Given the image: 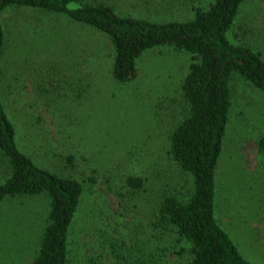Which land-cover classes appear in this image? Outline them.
Here are the masks:
<instances>
[{
  "label": "rangeland",
  "instance_id": "374dc122",
  "mask_svg": "<svg viewBox=\"0 0 264 264\" xmlns=\"http://www.w3.org/2000/svg\"><path fill=\"white\" fill-rule=\"evenodd\" d=\"M93 1L106 2L121 14L166 21L188 19L193 5L208 0ZM2 21L6 51L0 96L16 127V142L18 136L19 144L39 164L56 172L96 177L71 227L69 264H88L90 256L109 263L108 242L122 247V240L128 245L135 242L153 264H187L188 256L178 253L172 234L148 227V210L163 190L178 192L189 185V178L168 155V134L180 116V87L190 54L169 46L148 49L137 60L135 79L120 83L109 71L110 40L99 31L21 8L5 10ZM229 39L264 58V0L242 1ZM39 60L43 72L55 73V66L68 76L60 88L63 94L48 85L44 104L34 100L32 85L25 80L31 74L27 64L35 66ZM260 134L264 91L234 76L215 168V213L253 264H264V155L256 145ZM71 152L73 165L65 160ZM5 167L0 161V180ZM130 171L145 176L146 185L130 196L126 190L121 200L104 179L110 177L116 190ZM46 211L43 196L0 203V264L30 263Z\"/></svg>",
  "mask_w": 264,
  "mask_h": 264
},
{
  "label": "trees",
  "instance_id": "16d2710c",
  "mask_svg": "<svg viewBox=\"0 0 264 264\" xmlns=\"http://www.w3.org/2000/svg\"><path fill=\"white\" fill-rule=\"evenodd\" d=\"M242 1L208 0L193 5L188 19L151 21L118 13L112 5L93 0H0V78L6 51L2 14L9 8L66 18L106 35L113 51L109 71L120 83L135 79L137 60L148 49L169 46L190 54L180 87V116L168 134V155L189 178V185L178 192L163 190L148 210V227L172 234L178 253L187 254V264H253L219 224L215 213V168L231 107V80L239 76L264 91L261 53L229 39ZM40 63L27 64L31 74L25 80L32 85L34 100L39 98L44 104L48 85L63 94L60 88L68 76L55 66V73H45ZM15 135L16 127L0 96V161L6 166L5 177L0 180V203L15 197H45L46 217L29 264H69L71 227L81 199L96 177L76 178L39 164L19 144L18 136L16 142ZM256 145L264 155V134L257 137ZM65 160L74 164L72 152L65 155ZM104 180L121 200L127 196L126 190L130 196L146 185L145 176L131 171L116 190H112L110 177ZM120 243L122 247L108 242L112 254L109 263L90 256L88 264H153L135 242ZM133 248L140 254L132 252Z\"/></svg>",
  "mask_w": 264,
  "mask_h": 264
}]
</instances>
